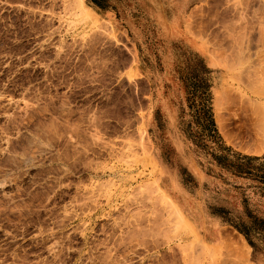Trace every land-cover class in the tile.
<instances>
[{
  "label": "rangeland",
  "instance_id": "374dc122",
  "mask_svg": "<svg viewBox=\"0 0 264 264\" xmlns=\"http://www.w3.org/2000/svg\"><path fill=\"white\" fill-rule=\"evenodd\" d=\"M263 105L264 0H0V264H264Z\"/></svg>",
  "mask_w": 264,
  "mask_h": 264
},
{
  "label": "crops",
  "instance_id": "0c3cea01",
  "mask_svg": "<svg viewBox=\"0 0 264 264\" xmlns=\"http://www.w3.org/2000/svg\"><path fill=\"white\" fill-rule=\"evenodd\" d=\"M188 45H189L192 49H194L196 52H198V53L201 55V57H203V58L207 61V63H206V62L203 60L204 62L202 63V65L204 66L205 69H209V67L215 68L214 66L211 65V62L207 59V56H206L205 53L200 49V47H197L196 44L193 43V42L190 41V40H188ZM203 58H202V59H203Z\"/></svg>",
  "mask_w": 264,
  "mask_h": 264
},
{
  "label": "bare ground",
  "instance_id": "6f19581e",
  "mask_svg": "<svg viewBox=\"0 0 264 264\" xmlns=\"http://www.w3.org/2000/svg\"><path fill=\"white\" fill-rule=\"evenodd\" d=\"M263 106H264V105H263ZM263 106H262V108H263ZM261 112H263V109H261ZM263 114H264V112H263ZM222 235H223V234H222ZM224 235H225V234H224ZM227 235H228V234H227ZM227 235H226V237H227ZM233 238H234V237H233ZM233 238H232V239H233ZM228 239H229V238H227V240H228ZM227 240H226V241H227ZM199 242H200V241H199ZM234 242H235V241H234ZM228 243H229V242H228ZM232 243H233V242H232ZM229 244H230V243H229ZM240 244H241V243H239L238 245L236 244V247L234 246V247L236 248V250H237V249H240ZM223 245H224V244H223ZM230 245H231V244H230ZM233 245H234V244H233ZM233 245H232V246H233ZM234 247H233V248H234ZM237 247H238V248H237ZM229 248H231V247H229ZM234 250H235V249H234ZM245 250H246V249H245ZM239 251H241V250H238L237 252H239ZM241 253H242V252H241ZM239 254H240V253H239ZM245 254H246V253H245ZM233 255H234V254H233ZM242 256L244 257V255H242ZM236 257H237V256H236ZM238 258H239V257H238ZM240 258H241V257H240Z\"/></svg>",
  "mask_w": 264,
  "mask_h": 264
}]
</instances>
